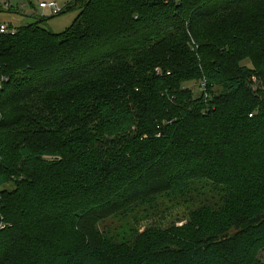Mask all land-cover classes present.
<instances>
[{
    "label": "trees",
    "instance_id": "trees-1",
    "mask_svg": "<svg viewBox=\"0 0 264 264\" xmlns=\"http://www.w3.org/2000/svg\"><path fill=\"white\" fill-rule=\"evenodd\" d=\"M75 10L0 35V264H264V0Z\"/></svg>",
    "mask_w": 264,
    "mask_h": 264
},
{
    "label": "crops",
    "instance_id": "crops-1",
    "mask_svg": "<svg viewBox=\"0 0 264 264\" xmlns=\"http://www.w3.org/2000/svg\"><path fill=\"white\" fill-rule=\"evenodd\" d=\"M35 1L39 3L38 8L45 12L48 9H42L40 7L41 3H56L62 10L58 16L77 12L70 11L67 13L68 8L72 7L77 0H0V24H7L13 29H16L29 25L28 21L30 20H34L35 22L46 20L45 24H47L49 20L57 17V15L53 16L51 12V15L48 14L51 18L44 17L43 15L39 16Z\"/></svg>",
    "mask_w": 264,
    "mask_h": 264
},
{
    "label": "rangeland",
    "instance_id": "rangeland-1",
    "mask_svg": "<svg viewBox=\"0 0 264 264\" xmlns=\"http://www.w3.org/2000/svg\"><path fill=\"white\" fill-rule=\"evenodd\" d=\"M35 2H36V5H37V9H38L37 12H38L39 16L43 15L44 17L51 18V16H49L52 13L51 10H48L46 12L45 11H41L38 8V4H39L38 1H35ZM77 15H78V12H76V13H68V14H64V15H61V16L57 15V17H55L54 19L49 20V22H51V23L47 22V24H44L43 27L45 29L55 33V34L62 33L63 31H65L67 28H69L71 26L73 21L76 19ZM34 22H35L34 20L28 21L29 24L30 23H34ZM240 65L241 66L242 65H247L249 67H252V64H251V62L249 60L242 61ZM252 84H254V85L257 84L256 80L252 81ZM188 86H190V88L195 91L196 95H198L201 92V89L203 88V85L201 84V82H195V83H191V84L189 83ZM148 224H149V222L144 223V227L143 228L147 227ZM156 224H158V222L156 220L152 221L150 223V225H156ZM123 225L124 226L131 225V222L128 223V224H126V223H115V222L114 223H110L109 222L107 226L110 227V228H112V227L114 228V227H122ZM262 260L264 262V252L262 254Z\"/></svg>",
    "mask_w": 264,
    "mask_h": 264
},
{
    "label": "built area",
    "instance_id": "built-area-1",
    "mask_svg": "<svg viewBox=\"0 0 264 264\" xmlns=\"http://www.w3.org/2000/svg\"><path fill=\"white\" fill-rule=\"evenodd\" d=\"M40 7L42 9L51 10L53 16L59 15L62 12L60 7L56 3H41ZM14 31L15 29L10 28V26H8L7 24H0V35H6Z\"/></svg>",
    "mask_w": 264,
    "mask_h": 264
}]
</instances>
